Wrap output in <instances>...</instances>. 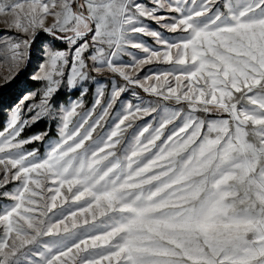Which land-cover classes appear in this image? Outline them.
<instances>
[{
    "label": "rangeland",
    "instance_id": "1",
    "mask_svg": "<svg viewBox=\"0 0 264 264\" xmlns=\"http://www.w3.org/2000/svg\"><path fill=\"white\" fill-rule=\"evenodd\" d=\"M78 1L0 0V264H264V0Z\"/></svg>",
    "mask_w": 264,
    "mask_h": 264
},
{
    "label": "trees",
    "instance_id": "2",
    "mask_svg": "<svg viewBox=\"0 0 264 264\" xmlns=\"http://www.w3.org/2000/svg\"><path fill=\"white\" fill-rule=\"evenodd\" d=\"M0 32H1V31H0ZM23 74H24V73H21V74L19 75V79L22 80V78L25 77ZM19 79H17V81H18ZM21 80H20V81H21ZM25 84L27 85V87H31L34 83H33L32 81L27 80V81H25ZM13 92H14V91H13ZM13 92H12V93H13ZM5 93H6L5 91H1V92H0V131L3 129V127H4V122H5V119H6V115H5V113H2V112L4 111L3 106H4L5 104H8L7 97L11 94V93H8V94H5ZM15 96H16V95H15ZM88 98H90V93H89V95H88ZM35 128H36V126H34V127L31 129L30 134H31V132H33V131L35 130ZM36 130H43V127L41 126V127H39V128H36ZM49 136H53V131H51V133H49ZM29 147H31V148H38V149H41V144H39V143H35V144L30 145Z\"/></svg>",
    "mask_w": 264,
    "mask_h": 264
},
{
    "label": "water",
    "instance_id": "3",
    "mask_svg": "<svg viewBox=\"0 0 264 264\" xmlns=\"http://www.w3.org/2000/svg\"><path fill=\"white\" fill-rule=\"evenodd\" d=\"M78 4H79V1L76 0V6H77V7H78ZM44 33H45V34H50V35H53V36H56V37H59L58 35H56V34H52L51 32H45V31H44ZM38 34H39V33H38ZM59 38H61V37H59ZM28 56H29V55H27V58H28ZM25 68H26V66L24 67L23 70H25ZM23 70H22V72H23Z\"/></svg>",
    "mask_w": 264,
    "mask_h": 264
}]
</instances>
